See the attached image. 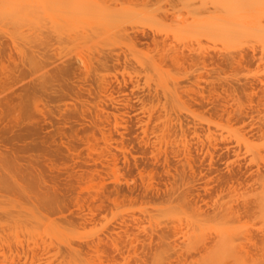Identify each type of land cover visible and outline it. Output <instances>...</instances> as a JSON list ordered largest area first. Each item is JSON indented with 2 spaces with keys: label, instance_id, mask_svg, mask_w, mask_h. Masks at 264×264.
<instances>
[{
  "label": "rangeland",
  "instance_id": "1",
  "mask_svg": "<svg viewBox=\"0 0 264 264\" xmlns=\"http://www.w3.org/2000/svg\"><path fill=\"white\" fill-rule=\"evenodd\" d=\"M226 1L0 0V264H264V0L178 26Z\"/></svg>",
  "mask_w": 264,
  "mask_h": 264
},
{
  "label": "bare ground",
  "instance_id": "2",
  "mask_svg": "<svg viewBox=\"0 0 264 264\" xmlns=\"http://www.w3.org/2000/svg\"><path fill=\"white\" fill-rule=\"evenodd\" d=\"M119 1H122V0H119ZM124 1H126L128 3L137 2V0H124ZM237 1L238 0H236L237 4H235V5H237V7H238L239 3ZM231 2H232V4H231ZM233 2H234V0L233 1L229 0L226 3L227 5L223 6V8H222L223 11H222L221 15H216L214 17L208 16L205 19L198 18V19H196V22L192 23V24L186 20H182V21H180V23L178 25L179 31L182 33L188 32L191 27L194 28L195 35H196L197 40H198L197 43L199 42L198 46H200L198 48V50H200L199 52L201 54L199 52H197L196 50H193L192 52L196 51L195 53L200 54L201 56H203L205 59H207L209 62H211L213 64L214 63L216 64L218 60H220L219 62H223V63H225V61L227 62L229 60L228 55H226L227 56L226 57L224 55V53L223 54L217 53L218 49H217V51L215 50L216 46L218 48V46L221 45L222 50L225 51L231 45H236V44L242 43L243 41H245L249 38L258 37V35H259L258 34L256 36V34L259 33V31L256 29V27H253L254 25L252 24V22H249L250 20L246 21L249 19V18L246 19L247 15L245 17V15L243 14L246 12V10H245L246 6H242L243 4H241L242 8L241 7L237 8V7H234L235 5H233ZM229 4L233 5V7ZM239 6H240V4H239ZM244 7H245V9H244ZM86 14L87 15L90 14L88 8H86ZM241 18H244L245 20L243 21V19H241ZM136 34H138V32H136ZM259 37H261V36H259ZM134 39H135V43L138 42V43L149 44L148 42H146L147 40H149V35H147L145 32H143L141 37H138V35H135ZM204 39L206 41L208 40L215 47L212 46V47L208 48L209 46L208 47L205 46L202 43L203 41H205ZM153 41L155 42V44L157 43L156 39H153ZM202 44L204 46H202ZM211 44H208V45H211ZM204 47H207L209 50L207 48H204ZM211 49L212 50L214 49V51H212ZM212 52H214V53H212ZM215 52L217 53V55ZM219 52H222V51L219 50ZM226 53H227V51H226ZM218 54H220V55H218ZM183 58L184 59L186 58L185 54H184ZM251 59H252V57L249 59V61L255 60L256 57L253 56V59L252 60ZM117 119H118V117H116V121H118ZM104 134H105V132H104ZM211 166H213V165H211ZM211 170H213V167H211ZM216 171H218V170H216ZM229 174H230V178L228 176L229 179H227V180L219 178L218 181L220 182V186L222 183L229 184L230 182H233L234 179L238 180V178L242 175V171L239 170L236 172H230ZM114 249H115L116 254L122 256V250L120 249V247H118V244L115 245ZM110 256L111 255H109V257ZM112 256L114 257V255H112Z\"/></svg>",
  "mask_w": 264,
  "mask_h": 264
}]
</instances>
